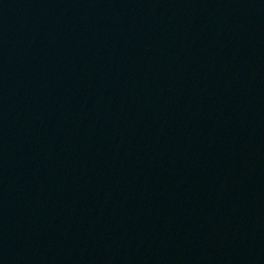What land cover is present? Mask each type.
I'll return each instance as SVG.
<instances>
[{
	"label": "water",
	"instance_id": "obj_1",
	"mask_svg": "<svg viewBox=\"0 0 264 264\" xmlns=\"http://www.w3.org/2000/svg\"><path fill=\"white\" fill-rule=\"evenodd\" d=\"M0 264H264V0H0Z\"/></svg>",
	"mask_w": 264,
	"mask_h": 264
}]
</instances>
